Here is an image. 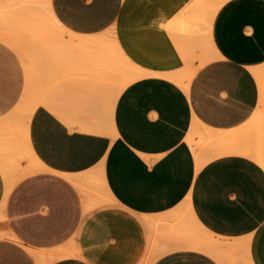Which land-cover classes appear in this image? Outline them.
Segmentation results:
<instances>
[{"label": "crops", "instance_id": "0c3cea01", "mask_svg": "<svg viewBox=\"0 0 264 264\" xmlns=\"http://www.w3.org/2000/svg\"><path fill=\"white\" fill-rule=\"evenodd\" d=\"M192 1L50 0L70 32L114 27L146 75L118 97L86 81L46 88L28 126L42 169L8 190L0 168V264H39L35 254L46 264H264V170L236 155L198 169L188 141L194 127L232 132L256 111L264 0H229L218 10L216 57L184 91L166 77L188 65L166 26ZM25 73L0 44L1 115L18 106ZM190 216L224 244L222 259L184 246Z\"/></svg>", "mask_w": 264, "mask_h": 264}, {"label": "bare ground", "instance_id": "6f19581e", "mask_svg": "<svg viewBox=\"0 0 264 264\" xmlns=\"http://www.w3.org/2000/svg\"><path fill=\"white\" fill-rule=\"evenodd\" d=\"M227 1L229 0H193L185 6L173 24L166 26L188 62L182 72L176 71L177 73L171 75L166 73V77L176 82L184 91H188L192 77L199 67L216 55L210 36L211 27L218 10ZM22 38L25 43L27 41L41 45L40 59L53 62L52 65L58 60L61 63L66 61L72 63L80 55L91 54V51L97 58V55L101 54L98 53L99 46L110 44L112 50L116 52V57L101 54L103 58L99 59L98 65L86 61L88 59L79 60L84 61L80 70L88 75L94 84L91 88L102 93L107 91L114 97H118L129 84L146 75L121 49L114 27L93 36L70 32L55 18L50 0H0V42L6 45L12 42L17 46L23 41ZM252 72L259 84L260 101L253 116L242 127L232 132L201 131L200 128L203 126L193 128L188 141L196 147L198 169L214 158L236 155L253 161L264 170V125L261 123L264 114V67L252 69ZM44 103V95L37 96L34 104L27 103L23 106L18 120L2 127L0 125V168L5 175L8 190L15 186L14 183L42 169V165L28 145V126L34 110ZM5 134L9 136L8 139L3 138ZM20 138L24 139V148L19 145ZM0 218L3 219L5 216L2 218L0 215ZM189 218H187L190 224L189 236L184 246L222 259L224 244L202 229L191 216ZM181 225L182 223L180 227ZM175 227L170 226L169 233L175 230ZM166 233L168 231H165V236ZM170 234L167 235L171 237ZM67 254L70 253L64 255ZM35 255L39 264H46L42 263L40 254Z\"/></svg>", "mask_w": 264, "mask_h": 264}, {"label": "rangeland", "instance_id": "374dc122", "mask_svg": "<svg viewBox=\"0 0 264 264\" xmlns=\"http://www.w3.org/2000/svg\"><path fill=\"white\" fill-rule=\"evenodd\" d=\"M4 45L9 54H15L21 60L26 72V78L24 80V92L20 100L18 101V106L16 105L17 107L15 109L6 112L4 115L0 114L1 127L2 125L13 123L18 120L23 106L27 103H29V105L34 104L36 102L37 96L43 95V93H45L46 91V88H50L51 85H54L55 83H61L63 81H78L83 83L84 81H86L89 83L90 88L94 86L89 76L84 74V72L80 70V66H82V64L84 63V61L79 60L80 58L83 60L88 59L86 61H90L91 63L94 62V65H98L100 64L99 59L103 58L104 55H107L108 57H116V52L112 50V46L110 44H107L99 46L98 53H101L103 56H101L100 54L99 56L97 55V58H95V54H93V52L91 51V54L80 55L79 58L74 60L72 63L69 61L61 63V61L58 60L52 65L53 62H50L48 60L43 61L40 59L41 55L39 53L41 45L39 44L27 43V41L25 43V40H23L20 44H18L21 45V47H18V45L16 46V44L12 42H8V45ZM58 62H60L63 66ZM261 123L264 125V114L261 118ZM3 138L8 139L9 136L5 134L3 135ZM23 140V138H20L18 141L20 143L19 145H21L22 148H24Z\"/></svg>", "mask_w": 264, "mask_h": 264}]
</instances>
